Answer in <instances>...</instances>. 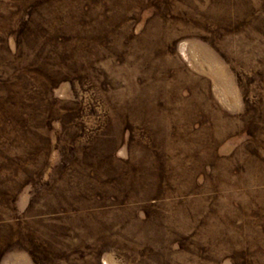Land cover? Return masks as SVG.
I'll list each match as a JSON object with an SVG mask.
<instances>
[{"label":"rangeland","instance_id":"rangeland-1","mask_svg":"<svg viewBox=\"0 0 264 264\" xmlns=\"http://www.w3.org/2000/svg\"><path fill=\"white\" fill-rule=\"evenodd\" d=\"M0 264H264V0H0Z\"/></svg>","mask_w":264,"mask_h":264}]
</instances>
